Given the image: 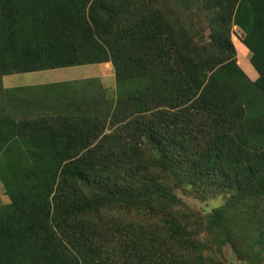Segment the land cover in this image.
<instances>
[{"label": "trees", "instance_id": "16d2710c", "mask_svg": "<svg viewBox=\"0 0 264 264\" xmlns=\"http://www.w3.org/2000/svg\"><path fill=\"white\" fill-rule=\"evenodd\" d=\"M107 62L115 92L88 78L68 115L0 102V264H264V0H0V99L4 75ZM178 189L231 195L204 214Z\"/></svg>", "mask_w": 264, "mask_h": 264}, {"label": "rangeland", "instance_id": "374dc122", "mask_svg": "<svg viewBox=\"0 0 264 264\" xmlns=\"http://www.w3.org/2000/svg\"><path fill=\"white\" fill-rule=\"evenodd\" d=\"M198 24L193 25L191 20H189V26L197 39H200L202 42L210 41V37L208 36L211 30L204 22L203 18L199 19ZM192 24V25H191ZM243 36V32L237 26L233 27L232 39L234 41L236 47V59L239 65L245 70V72L252 78L256 79L258 77V72L251 63V51L245 46V44L241 41V37ZM47 71H32V72H24V73H14L12 79L14 82L12 83L11 79L8 81L9 77H5V84L12 83L13 85H25L28 83H32L35 81H41V79H50L55 80V78L63 79H72L70 82L66 83H55L52 85H44L37 86L35 88H29L28 90H19L16 89L15 94L19 95V97L24 99V95H37L41 100V104L44 103L42 107H45V104H48L49 100L53 102H59L63 100V98H67L66 101L69 102L71 99L76 98L77 100H73L76 103V106L79 101H81V97L86 94L83 88H85V79L90 77H98L99 80H102V85L106 88V90L111 93L115 92L116 88V77H115V67L113 63H109L108 67L105 63H91V64H83V65H74L68 67H60L53 68L51 70L46 69ZM43 76V77H42ZM45 81V80H42ZM3 83V84H4ZM2 84V85H3ZM26 89V88H23ZM2 93V92H1ZM52 96H51V95ZM74 95V97L72 96ZM60 97V99H57ZM3 97H1L0 102L2 105H5ZM63 103V102H62ZM67 104V102H65ZM73 103V102H72ZM68 105V104H67ZM71 105H69L70 107ZM65 107V106H64ZM178 194L181 195L184 200L195 210H198L201 213L211 212L215 207L223 204L228 197L231 195L230 192L220 191L216 194L209 195L205 198L197 197L193 194H185L182 189H178ZM10 195L6 193V188L3 181L0 179V204L10 202ZM125 215V213H124ZM234 250L230 244L225 245L222 252H219L215 255L217 264H243L241 260H239L234 254Z\"/></svg>", "mask_w": 264, "mask_h": 264}, {"label": "crops", "instance_id": "0c3cea01", "mask_svg": "<svg viewBox=\"0 0 264 264\" xmlns=\"http://www.w3.org/2000/svg\"><path fill=\"white\" fill-rule=\"evenodd\" d=\"M110 62L105 63L108 67ZM51 70V69H48ZM42 71H47V70H42ZM14 74V73H13ZM13 74H7L4 75L3 80H2V84L5 81V77H9L8 81H10L9 79H11L12 83L14 82V80L12 79ZM43 77V76H42ZM91 78V77H90ZM98 78V77H97ZM50 79H41V81H35L32 83H28V84H21V85H13L12 83L9 84H3V88L2 91V97H3V101L6 102L5 103V107L8 111H10L11 113H13L15 116H19V117H24V116H42V115H48V116H57V115H68L71 113V108L69 107V102L66 101V99H68L69 97H65L63 98V100L59 101V102H53L51 100H49L48 104H45V107H42L44 105V103L41 104V100L39 99V97L37 95H24V99L20 98L19 95L15 94L16 89L21 90H28L29 88H35L37 86H44V85H52L55 83H66V82H70L72 79H59V78H55V80H51ZM88 79V78H87ZM45 80V81H42ZM86 80V79H85ZM103 82V81H102ZM26 88V89H23ZM51 95V94H50ZM52 96V95H51ZM74 97V95H72ZM57 99H60V97H57ZM69 100V99H68ZM63 102V103H62ZM67 102V104L65 103ZM65 106V107H64Z\"/></svg>", "mask_w": 264, "mask_h": 264}]
</instances>
